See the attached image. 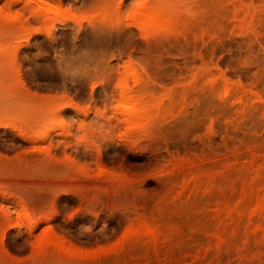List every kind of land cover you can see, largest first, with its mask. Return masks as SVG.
<instances>
[{
    "label": "rangeland",
    "instance_id": "obj_1",
    "mask_svg": "<svg viewBox=\"0 0 264 264\" xmlns=\"http://www.w3.org/2000/svg\"><path fill=\"white\" fill-rule=\"evenodd\" d=\"M263 200L264 0H0V226L74 224L108 264H264Z\"/></svg>",
    "mask_w": 264,
    "mask_h": 264
},
{
    "label": "bare ground",
    "instance_id": "obj_2",
    "mask_svg": "<svg viewBox=\"0 0 264 264\" xmlns=\"http://www.w3.org/2000/svg\"><path fill=\"white\" fill-rule=\"evenodd\" d=\"M143 22L146 26L154 27L156 25L155 27H158L157 25L161 24L163 20L155 13L145 12ZM122 104V123L128 127V129L137 127L141 121V109L127 98H123ZM110 172L105 169H100L98 175L111 177L114 174ZM41 197V199H44L43 196ZM257 209H264V200L259 202ZM25 218H29L27 212H25ZM22 227H25L26 231H24ZM63 229L66 233H70L75 230V225L64 224L62 226H56L51 224H18L13 226L11 224H4L3 226H0V264H97V262L98 264H108L105 262L107 258L104 259L105 252L98 250V252L93 251V249L89 247V241H86L84 247L71 245V242L68 240L69 243L66 237L58 234L57 231H63ZM139 229H141V227ZM37 231H39V233H36ZM143 234L145 233L143 232ZM155 236H157V234Z\"/></svg>",
    "mask_w": 264,
    "mask_h": 264
}]
</instances>
